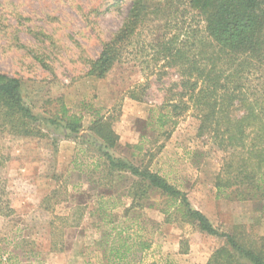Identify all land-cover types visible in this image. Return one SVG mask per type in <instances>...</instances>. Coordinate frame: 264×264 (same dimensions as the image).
<instances>
[{"label":"rangeland","instance_id":"1","mask_svg":"<svg viewBox=\"0 0 264 264\" xmlns=\"http://www.w3.org/2000/svg\"><path fill=\"white\" fill-rule=\"evenodd\" d=\"M130 7V0H0V72L20 81L34 115L53 117L59 98L83 126L77 139L48 125L41 138L0 133V148L10 157L3 177L13 210L0 218L3 263L102 264L96 243L109 229L97 228L96 217L88 216L101 191L96 181L102 169L92 173L97 153L87 131L97 115L109 120L118 136L110 151L115 158L160 174L215 228L240 226L264 238V199L238 201L216 194L215 177L228 154L198 134L199 121L192 113L172 129L168 124V88L178 79L173 72L156 76L129 55L102 80L86 75L87 62L97 58ZM162 26L150 15L139 40L157 42ZM130 182L116 183L114 218L123 226L135 222L143 228L152 242L146 261L206 264L222 241L187 224L165 222L162 197L150 194L142 208L123 218ZM77 205L86 209L74 228Z\"/></svg>","mask_w":264,"mask_h":264},{"label":"trees","instance_id":"2","mask_svg":"<svg viewBox=\"0 0 264 264\" xmlns=\"http://www.w3.org/2000/svg\"><path fill=\"white\" fill-rule=\"evenodd\" d=\"M130 1L120 28L102 44L97 58L87 62L86 75L102 80L129 55L156 76L173 72L178 79L169 84L166 99L171 129L178 119L192 113L199 121L198 134L208 136L228 154L215 177L217 196L233 195L238 201L264 199V0ZM150 15L160 20L163 33L157 42H141L140 30ZM56 102L53 117L34 115L23 100L20 81L0 72V133L41 138L45 136L43 125H48L77 139L82 118L71 113L61 99ZM87 131L97 153L90 164L92 173L102 169L96 181L101 191L88 216L96 217L97 228L109 229L96 243L102 264H156L146 261L152 242L145 238L143 228L135 222L125 226L115 222L113 211L119 207L113 199L118 194L116 183L127 179L131 182L124 195L130 203L123 209L125 220L143 207L150 194H156L164 199L160 212L165 222L178 221L222 241L206 264H264L263 237H254L240 226L215 228L191 207L184 192L160 174L115 158L110 151L118 136L109 120L97 115ZM9 159L0 148V218L13 212L3 177ZM85 209L86 205L75 206L71 227L79 226ZM51 246L56 244L51 242ZM0 264H8L2 262L1 253Z\"/></svg>","mask_w":264,"mask_h":264}]
</instances>
